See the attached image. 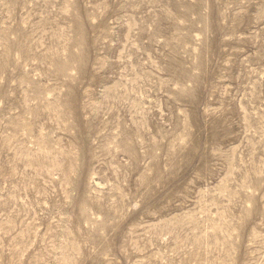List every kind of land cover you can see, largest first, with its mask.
Returning <instances> with one entry per match:
<instances>
[{
    "label": "rangeland",
    "instance_id": "rangeland-1",
    "mask_svg": "<svg viewBox=\"0 0 264 264\" xmlns=\"http://www.w3.org/2000/svg\"><path fill=\"white\" fill-rule=\"evenodd\" d=\"M0 264H264V0H0Z\"/></svg>",
    "mask_w": 264,
    "mask_h": 264
}]
</instances>
